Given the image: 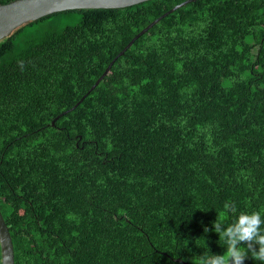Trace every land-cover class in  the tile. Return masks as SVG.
<instances>
[{
  "label": "trees",
  "instance_id": "1",
  "mask_svg": "<svg viewBox=\"0 0 264 264\" xmlns=\"http://www.w3.org/2000/svg\"><path fill=\"white\" fill-rule=\"evenodd\" d=\"M184 1L54 13L0 40L15 264H199L226 251L215 222L264 218V0L175 10L91 90Z\"/></svg>",
  "mask_w": 264,
  "mask_h": 264
},
{
  "label": "water",
  "instance_id": "2",
  "mask_svg": "<svg viewBox=\"0 0 264 264\" xmlns=\"http://www.w3.org/2000/svg\"><path fill=\"white\" fill-rule=\"evenodd\" d=\"M151 0H13L6 4L0 1V40L8 36L14 29L41 17L76 9H116L126 8ZM196 0H186L175 6L139 32L119 55L109 64L103 75L92 86L93 90L109 73L118 57L122 56L142 35L147 33L159 21L175 10ZM56 120V119H55ZM55 120L52 122L54 124ZM0 246L1 264H15V254L12 236L0 211ZM180 261V260H178ZM187 264V263H185Z\"/></svg>",
  "mask_w": 264,
  "mask_h": 264
},
{
  "label": "clouds",
  "instance_id": "3",
  "mask_svg": "<svg viewBox=\"0 0 264 264\" xmlns=\"http://www.w3.org/2000/svg\"><path fill=\"white\" fill-rule=\"evenodd\" d=\"M231 210L235 211L234 207ZM212 229L224 238L226 251L223 255H202L199 264H244L249 257L264 264V218L260 212L241 213L226 229L215 222ZM242 244L246 246H238Z\"/></svg>",
  "mask_w": 264,
  "mask_h": 264
}]
</instances>
